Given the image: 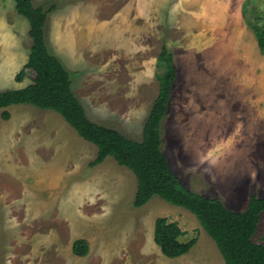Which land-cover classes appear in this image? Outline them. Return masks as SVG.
<instances>
[{"label":"crops","instance_id":"1","mask_svg":"<svg viewBox=\"0 0 264 264\" xmlns=\"http://www.w3.org/2000/svg\"><path fill=\"white\" fill-rule=\"evenodd\" d=\"M55 1L57 9L46 22V40L71 74V69L92 70L91 62L112 68L127 55L132 62V80L140 84L157 80L152 69L159 66V56L147 55L159 44L163 48L166 43L170 50L167 35L171 34V22L175 21L172 28L184 23V10L197 14L200 2L176 0L172 5L171 0ZM200 13L203 14L202 5ZM197 16L192 17L189 28H184L188 46L184 51L204 54L205 59L211 51V59L199 64L220 73L218 78L223 83L230 77L227 68L232 70L236 62L245 64L247 72L241 80L250 92L241 99L243 112L254 124L264 127V55L255 33L242 27L233 35L231 26L227 29L231 37L216 25L215 19L203 21ZM28 23L17 12L14 0H0V93L23 89L7 86L14 71L18 70L14 75L16 83L17 74L28 63L29 57L20 65L21 42L27 38ZM223 32L226 48L221 50ZM237 40L242 52L240 60L221 63L215 59L220 50L227 54L225 49ZM189 53L185 63L194 58ZM218 89L216 84L211 100L205 97L201 102L206 109L204 114L209 113L214 100L228 105L219 100L222 90ZM12 107L0 109V264H134L141 254L144 256L139 264H153L161 259L159 246L146 249L149 240L155 242L156 222L154 232L140 223L133 210L143 207H111L114 188L110 182L97 179L105 172L106 160L93 166L98 157L97 146L87 147L83 143L86 140L55 111L48 114L34 106ZM215 110L219 117L223 115L221 109ZM6 111L11 115L8 120L2 116ZM220 120L214 123L217 129L214 126L211 131L218 133L219 124L228 126ZM230 126L247 133L252 147L257 142L264 144V129L257 134L249 133L242 123ZM88 168L95 172L87 176ZM78 241L88 246L86 254L75 253ZM156 251L159 254L155 256Z\"/></svg>","mask_w":264,"mask_h":264},{"label":"rangeland","instance_id":"2","mask_svg":"<svg viewBox=\"0 0 264 264\" xmlns=\"http://www.w3.org/2000/svg\"><path fill=\"white\" fill-rule=\"evenodd\" d=\"M50 1L33 0L35 6L44 7H48ZM175 1L171 0L172 5ZM199 1L197 4L198 16L196 13L192 14L191 11L184 10L181 18L184 23L181 25L185 26L179 25L172 28L175 26V21H173L171 28L168 29V32H171L167 35L170 37L171 44L169 52L174 56L177 79L171 92L170 109L162 125V151L168 158L174 173L186 188L197 194L219 199L230 210L243 212L253 196L264 198V144L261 145L260 142H257V146L252 147L250 143L252 140L249 139L247 133L244 131L237 132L233 126H230L231 124L242 123L248 132L257 131V134L261 129H264L263 125L254 124L252 118L243 112L244 107L241 99L250 92L248 85L241 80L246 75L247 67L245 64L236 62L232 70L227 68L230 77H228L227 83H223V80L218 78L220 73L199 64V62L204 61V54L184 51L188 50L184 28H189L192 17L197 16V18L204 19L203 21L215 19L216 25L227 32L230 31L227 29L232 26L233 35L242 27L253 32L251 27L255 25L264 28V0H252L250 2L247 0ZM201 5L203 6V14L200 13ZM28 25L27 38L25 37L21 42L20 65L26 63L31 52L32 40L29 35L30 24L28 23ZM204 30H207L206 26H204ZM224 35L223 32L220 42L221 50L226 48L224 47L226 42ZM229 35L233 36L230 33ZM238 43L239 40L234 41L229 47L230 50L225 49L227 54L220 50L215 59L221 63H234L236 60H240L242 58L240 53L242 52ZM164 47L169 49L166 43L163 45ZM163 48L159 44L147 55L148 58L160 56ZM180 49L184 52H179ZM188 53L194 58L185 63ZM210 53L212 52L207 54L208 57L205 60L211 59ZM131 63L127 55L120 57L118 64L114 63L116 66L112 68H107L106 64L103 63L91 62L92 70L87 69L82 72L79 70L78 73L71 69V79L73 90L84 106L90 120L114 128L128 139L140 142L143 139L146 120L159 96L160 82L158 78L164 75L165 68L158 66L156 70L152 69L157 74V80L140 84L134 83L132 80L133 67ZM24 69L25 67L22 68V70ZM232 71L233 73H231ZM16 72L18 70L14 71L11 83L7 87L26 88L33 83L34 72L26 70V79L20 84L15 83L14 75ZM216 84L222 90L219 100L228 105L222 106V103L214 100V105L209 108V113L204 114L202 111L206 112V109L201 102L205 100V97L211 100L213 93H215L213 88ZM22 107L34 108L29 105H22ZM215 109H221L223 115L219 117L220 114H216ZM36 110L41 113H52V111ZM219 119H221L220 122L225 121L228 126L219 124L218 133L211 131V128L215 126L214 123L216 124ZM217 127L218 125L214 129ZM209 128L210 130H208ZM83 143L87 147L96 149V146L89 142ZM104 167L105 172L97 179L112 184L115 196L111 199V207H119L120 210L134 207L133 203L138 187L135 175L127 168L120 166L113 157L106 159ZM251 171L252 177H250ZM93 172L95 170L88 168L87 176ZM252 178L255 179L252 180ZM133 211H135L140 223L145 224L148 231L154 232V224L157 219L169 218L171 221H177L180 228L186 233L183 241L198 239L196 246L189 254L177 259H170L161 254L162 258L155 259L153 264H225L215 242L189 211L172 205L160 197H154L143 208ZM254 241L258 244H264V213ZM152 246L158 248L154 240L151 239L146 243V249ZM157 254L159 253L156 251L155 256ZM143 256L144 254L138 255L139 258H135L134 264H139L143 260ZM152 260L149 261L152 262Z\"/></svg>","mask_w":264,"mask_h":264},{"label":"trees","instance_id":"3","mask_svg":"<svg viewBox=\"0 0 264 264\" xmlns=\"http://www.w3.org/2000/svg\"><path fill=\"white\" fill-rule=\"evenodd\" d=\"M14 2L17 12L30 24L32 40L28 63L17 75L16 81L23 82L26 70L34 72L35 78L26 88L0 93V109L30 105L59 113L80 137L97 146L99 152L93 166L113 157L120 166L135 175L138 187L134 207L141 208L154 197H160L197 218L215 242L225 264H264V244L254 241L264 213V198L253 196L243 212L230 210L221 200L186 188L162 151V125L170 109L171 92L177 79V68L169 50L164 47L159 56V66L165 68V73L158 78L160 92L146 120L143 139L133 141L118 130L94 123L88 118L73 90L72 74L52 53L46 40L45 27L58 2L51 0L48 7L35 6L33 0ZM251 29L264 55V28L255 25ZM2 116L5 120L11 117L7 111ZM185 235L177 222L169 218L157 219L155 243L164 256L176 259L189 254L198 239L183 241ZM88 250L84 241H78L74 246L75 253L79 255L86 254Z\"/></svg>","mask_w":264,"mask_h":264}]
</instances>
